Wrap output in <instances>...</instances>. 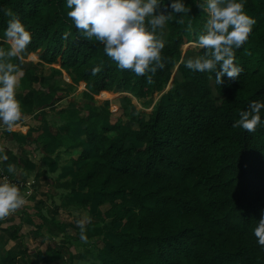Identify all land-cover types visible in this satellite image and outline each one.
Listing matches in <instances>:
<instances>
[{
  "label": "trees",
  "instance_id": "obj_1",
  "mask_svg": "<svg viewBox=\"0 0 264 264\" xmlns=\"http://www.w3.org/2000/svg\"><path fill=\"white\" fill-rule=\"evenodd\" d=\"M170 2L162 0L159 10L171 12ZM185 3L189 12L172 13L165 31L157 29L165 42L163 67L137 75L119 68L102 42L81 34L67 16L66 0H0V48L10 47L3 39L9 12L32 37L22 60L9 58L21 69L16 93L22 96V116L24 106L67 95L58 91L64 79L56 78L61 70L52 65L60 64L73 83H86L84 100L77 104L83 115L58 129L56 140L76 155L70 192L81 199L75 205L102 218L86 229L99 253H89L83 263L62 246L47 251L27 246L0 264H20L28 257L31 264H264V246L252 232L264 211V109L251 132L234 123L251 100H264V0H244L255 23L235 49L241 72L223 84L215 82V72L185 66L188 57L204 54L200 49L183 55L182 46L196 42L207 19L198 5L202 0ZM30 54L40 61L27 60ZM171 81L149 113L125 95L149 106ZM114 92L123 94L115 99L117 111L108 100L95 99L99 94L110 99ZM78 128L81 136L72 133ZM9 163L14 172H8ZM0 165V177L11 181L19 168L36 169L8 148ZM53 222L60 239L80 240L63 221ZM111 231L116 240L108 236Z\"/></svg>",
  "mask_w": 264,
  "mask_h": 264
},
{
  "label": "clouds",
  "instance_id": "obj_2",
  "mask_svg": "<svg viewBox=\"0 0 264 264\" xmlns=\"http://www.w3.org/2000/svg\"><path fill=\"white\" fill-rule=\"evenodd\" d=\"M161 3L162 0H66L69 9L67 16L81 34L102 42L105 54L116 61L119 68L131 69L137 75L155 72L157 66L163 67L161 50L165 42L157 29H164L172 13L190 11L185 0H171L167 3L171 12L159 10ZM198 5L207 13L206 23L196 40L200 48L204 49V54L188 57L184 63L194 71L215 72V82L223 84L225 77L234 78L241 72V68L234 62L235 49L240 48L248 39L255 20L245 10L244 0H202ZM7 14L11 18L7 20L3 39L10 47L0 48V124L12 130L23 113L16 96L21 69L9 58L22 60V54L32 37L18 16L10 12ZM182 20L181 15L177 23ZM59 69L62 71L61 67ZM95 71L98 69H93ZM69 80L73 83L71 78ZM262 109L264 100H251L246 109L240 110L235 126L253 131L261 122ZM7 169L10 173L14 172V164L9 163ZM24 203L25 196L19 186L7 177L0 179V218L8 216ZM89 221V217L76 220L81 240L88 239L86 224ZM252 232L257 243L264 246V211Z\"/></svg>",
  "mask_w": 264,
  "mask_h": 264
},
{
  "label": "crops",
  "instance_id": "obj_3",
  "mask_svg": "<svg viewBox=\"0 0 264 264\" xmlns=\"http://www.w3.org/2000/svg\"><path fill=\"white\" fill-rule=\"evenodd\" d=\"M58 74L59 75H56V78H61L63 74L66 75L67 78H69L67 72L64 70H62L61 73ZM69 81L67 82L66 80H64L62 82V84H64L62 88H64L65 85L75 86L74 83ZM80 84L82 85V82H80ZM85 84L86 83L84 82V86ZM62 88L58 89V91L66 94L70 93V91L68 93L63 92L62 90L67 89ZM65 97H63L59 101L64 100ZM50 98L42 101L45 103L44 107L42 106L38 110L36 109V111L34 112L29 111L26 115L22 116L21 120L17 122V125L14 129L9 130L6 126L0 124V157L7 148L9 140H12V144H19L18 156L24 160H31L36 164V169L34 171H27L24 168H19L14 173V175L17 177L14 183L19 186L21 192L24 194L25 203L35 202L37 203L35 207L40 209H37L39 212L36 211V216H32L31 212L27 208H25L27 210H23V207L21 206L22 208L20 207L16 209L15 212H13L15 214H12L11 212L8 216L0 218V261H4L8 253L17 254L18 252L23 250V236L29 235L27 227L31 224L37 227L34 229L35 232H33V234L35 237L40 239L38 241L39 247H35V249L47 251L52 247L56 246V244H53L52 241L53 239H57V237H59L60 231L55 233L54 230L51 229L52 226H56L53 222V220L55 219L49 216L50 211L46 209L43 210L42 208L45 205V203L43 202L45 197H47L48 199H54L55 197L61 198L62 202L60 206H56L55 210L65 208L68 209L72 205L74 206V204L76 203L75 201L81 198L80 196H78L79 192L75 194H71L70 192L71 178L75 166L74 158H76V155H73L66 151L65 147L58 146L56 139V142L52 141L54 137L58 134V129H61L63 125H70V122H73V124H75V121L70 120L68 122L59 124L61 123V115L63 116L64 112L67 111V107L61 108L60 105H55L56 103L49 104L48 100ZM99 98L103 99V97ZM29 107L34 106L29 105ZM41 108H45V111H41ZM52 109H56L57 111L55 114L58 115L53 116L52 120L46 121L47 117H43L42 115L43 113L51 114ZM68 111H71L70 113L73 114L75 113V108H72L71 110L68 109ZM48 123L52 124L49 125ZM53 125L56 126L54 131L52 129H49L48 127L51 126L50 128H53ZM74 130H78L79 136H81L82 132L79 128L73 129L72 133L74 132ZM36 132H40L43 137L40 134L35 136ZM47 134L51 137V143H49L51 146H48L45 149H43V147L40 148L38 146L39 144H42L44 142V145H46ZM32 147H34V149H36L39 154V162L35 161L32 158V152H30L29 150ZM50 147H52L51 150H49ZM33 154L35 156H38L35 153ZM0 179H2V177H0ZM58 187L67 188V192L64 194H58L60 191V188ZM45 212H48V215ZM56 228L59 229L57 226ZM51 230L52 232H49ZM44 231H47L48 233H44ZM37 235H41L42 237H38ZM79 235L80 232L77 230V237H75L78 238ZM71 236L74 235L72 234ZM76 241L78 240H75L73 244L76 245ZM32 243L33 241L31 242L30 240V242L28 241L26 244L32 245ZM14 244L18 246V249L15 247ZM59 246L62 245L59 244ZM58 256L59 255H57L56 259L58 258ZM31 259L33 258L31 257ZM31 259L28 257L27 259L22 260L21 263L31 264ZM42 264L49 263L48 261H45Z\"/></svg>",
  "mask_w": 264,
  "mask_h": 264
},
{
  "label": "rangeland",
  "instance_id": "obj_4",
  "mask_svg": "<svg viewBox=\"0 0 264 264\" xmlns=\"http://www.w3.org/2000/svg\"><path fill=\"white\" fill-rule=\"evenodd\" d=\"M161 31H165V28L163 29V30H161ZM189 43H193L192 45H189ZM185 44H187V46L186 47H184V46H182V50H183V55H185V53H186V51H188V50H196V51H199L200 49H202V48H200V46L196 43V42H185ZM36 56H37V58H33V57H31V56H29L30 58H28V60H31V61H34V62H39L40 61V59H39V56L36 54ZM53 67H55V68H60V64H59V66H55V65H52ZM47 73H46V75H50V73H51V70L50 69H47V71H46ZM59 75V74H58ZM63 76V79H65V77H66V75H62ZM60 78V77H59ZM49 79H53V77H50ZM67 82L69 81V79L66 77V79H65ZM64 85V84H63ZM74 85L75 86H71L72 88H70V86L69 85H65L64 86V88H62V89H67V90H62L63 92H69L70 91V93H68L66 96H68V97H65V99L64 100H61V101H59L60 99H62V98H54V97H52V98H50L49 100H48V102H49V104H54V103H56L55 105H57L58 104V106L60 105L61 106V108H63V107H67V111L66 112H64V114H63V116L61 115V123H59V124H62V123H64V122H68V121H70V120H74V121H76L77 120V118L78 117H80V116H82L83 114H79V113H77V104L78 103H80L82 100H84V96H83V93L86 91V85L85 86H82L79 82L78 83H74ZM168 88H170V86H168L165 90H163V91H161V92H159V93H157L156 95H155V97L154 98H152L151 99V104L148 106V105H145V102L144 101H140V100H138L137 98H135L134 99V101H135V103L138 105V107L140 108V109H142V110H144V112L145 113H149V112H151V110L153 109V106L156 104V102L165 94V92L168 90ZM59 89H61V88H59ZM100 95V94H99ZM99 95L98 96H95V99L99 102V104H103L105 101H109L111 104H110V109L112 110V111H116L117 109H118V106H117V104L115 103V99L117 98V97H119V96H122L123 94H120V93H116V92H114L113 93V95H112V97H110V99H106V98H99ZM16 96H17V99H20V98H22V96L18 93H16ZM131 96V95H130ZM64 97V96H63ZM44 102H36V104H33L32 106H34V107H29V106H24L25 107V111L26 112H29V111H36V109L38 110L40 107H44ZM112 105H116V109H114L113 108V106ZM151 106V107H150ZM72 108H75V113H73V114H71L70 112L71 111H68V109H72ZM151 108V109H150ZM41 111H45V108H41L40 109ZM56 109H52V113L51 114H48V113H43V117L44 116H46L47 118H46V121H49V120H52L53 119V116H56V115H58V114H55L56 113ZM61 111V110H60ZM66 113V114H65ZM70 113V114H69ZM76 123H78V122H76ZM49 125L50 124H52V123H48ZM64 126V125H63ZM49 127V129H52L53 131L55 130V127L56 126H54L53 125V128H50L51 126H48ZM80 131V130H79ZM40 134V132H36V134H35V136H37V135H39ZM73 134L74 135H77V136H79V132H78V130L77 131H75L74 130V132H73ZM41 136H42V134H40ZM40 137V136H39ZM43 137V136H42ZM42 137H41V139H42ZM46 137H47V140H46V145H44V142L42 143V144H39L38 146L41 148V147H43V149H45V148H47L48 146H51L49 143H51L50 141H51V137L47 134L46 135ZM56 136L54 137V139L52 140L53 142H56ZM39 141H40V139H39ZM12 140H9V144H7V148L8 149H10V150H13V152H15L17 155L19 154V144H17V143H14V144H12ZM6 148V149H7ZM5 149V150H6ZM52 149V147H50L49 148V150H51ZM30 150V152H32V158L35 160V161H37V162H39L40 160H39V154H38V152L36 151V149H34V147H32V148H30L29 149ZM72 151H74V150H71V151H69L70 153L72 152ZM49 152V151H48ZM33 153H35V154H37L38 156H35ZM54 156H56V155H54ZM70 156V155H69ZM39 160V161H38ZM9 179V178H8ZM15 179H17V177L15 176ZM11 180V179H10ZM52 180H54V179H52ZM12 182H14V181H12ZM52 183V182H51ZM71 187V186H70ZM58 188H60V191H59V193L58 194H64V193H66L67 192V188H62V187H58ZM79 196V195H78ZM77 198V197H76ZM80 199L81 198H79L77 201H75L76 203L77 202H79L80 201ZM53 200V201H52ZM44 203H45V205L42 207L43 208V210H48V211H50V214H49V216H51V218H53V219H55V221L57 220L58 222L59 221H63L66 225H68L69 226V234H73L74 236H76V234H77V230L80 232V228H79V226L77 225V223H76V220L77 219H80V218H82V217H89L90 218V221L86 224V229H87V226L89 225V223H91V222H93V223H102V218H100L99 216L98 217H96L97 215H92V214H89L87 211H85V209L82 207V206H76L75 204H74V206L72 205L70 208H65V209H60V210H58V213H55V208H56V206H60V204H61V202H62V200H61V198H58V197H55L54 199H48L47 197H45V199H44V201H43ZM37 203H24V205L22 206L23 207V210H29L30 212H31V215L32 216H36L35 214H37L36 213V211H38V210H40V209H38L37 207H35V205H36ZM21 207V208H22ZM25 208H27V209H25ZM38 209V210H37ZM15 212V211H14ZM39 212V211H38ZM95 212H96V214H99L100 213V210L99 209H97V210H95ZM47 215H48V212H45ZM12 214H15V213H13L12 212ZM105 224H107V223H105ZM35 228H37L35 225H29L28 227H27V230H28V234L29 235H25V236H23V240H22V243H23V249H25L27 246H28V248L29 249H35V247H39L38 246V241L40 240L39 238H37V237H35L34 236V234H33V232H35ZM51 229H53L54 230V232L56 233V232H59L60 230L59 229H57L56 228V226L54 227V226H52V228ZM57 230V231H56ZM47 231H44V233H46ZM49 232H52V230L51 231H49ZM48 233V232H47ZM42 234H43V232H42ZM58 234V233H57ZM60 234H61V232H60ZM60 234H59V237H57V239H53V241H52V243L53 244H56V246H59V244H61L62 245V247L64 248V253H67V252H70L71 251V257L72 258H74V259H76V260H79V261H81V263H83V262H85L86 260H88V254L90 253V254H93V255H95L96 253L98 254L99 253V248H98V246H96V244H95V240H96V238H88L87 240H89V241H84V240H81V238H80V235H79V239L80 240H78V241H76V245L75 244H73V242H69L68 240H64V239H60ZM31 235V236H30ZM38 237H40L41 235H37ZM108 236L112 239V238H114L115 240H116V236L114 237V232H109L108 233ZM42 237V236H41ZM77 237V236H76ZM77 238V239H78ZM30 240H31V242L33 241V243H32V245L31 244H26L28 241L30 242ZM117 242L118 243H120V241H119V239L117 240ZM88 243H90V244H88ZM16 244V243H15ZM14 244V245H15ZM15 247L18 249V246L17 245H15ZM63 257H65V255L63 256ZM58 258H59V256H58ZM5 259V258H4ZM59 260V259H58ZM20 264H22V263H20Z\"/></svg>",
  "mask_w": 264,
  "mask_h": 264
},
{
  "label": "bare ground",
  "instance_id": "obj_5",
  "mask_svg": "<svg viewBox=\"0 0 264 264\" xmlns=\"http://www.w3.org/2000/svg\"><path fill=\"white\" fill-rule=\"evenodd\" d=\"M192 44H193V43H189V45H192ZM183 46L186 47L187 44L184 43ZM150 107H151V106H150ZM150 109H151V108H150Z\"/></svg>",
  "mask_w": 264,
  "mask_h": 264
},
{
  "label": "built area",
  "instance_id": "obj_6",
  "mask_svg": "<svg viewBox=\"0 0 264 264\" xmlns=\"http://www.w3.org/2000/svg\"><path fill=\"white\" fill-rule=\"evenodd\" d=\"M4 177H7V178H9L8 176H3L2 178H4ZM10 180V179H9Z\"/></svg>",
  "mask_w": 264,
  "mask_h": 264
},
{
  "label": "water",
  "instance_id": "obj_7",
  "mask_svg": "<svg viewBox=\"0 0 264 264\" xmlns=\"http://www.w3.org/2000/svg\"><path fill=\"white\" fill-rule=\"evenodd\" d=\"M172 83V82H171Z\"/></svg>",
  "mask_w": 264,
  "mask_h": 264
}]
</instances>
